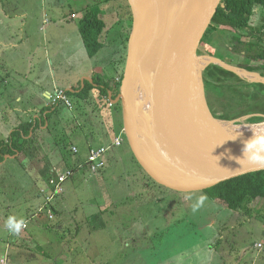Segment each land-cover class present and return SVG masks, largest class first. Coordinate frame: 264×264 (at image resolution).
Listing matches in <instances>:
<instances>
[{"label":"rangeland","instance_id":"obj_1","mask_svg":"<svg viewBox=\"0 0 264 264\" xmlns=\"http://www.w3.org/2000/svg\"><path fill=\"white\" fill-rule=\"evenodd\" d=\"M96 7L106 27L101 39L104 47L93 59L87 54L78 28L81 18ZM12 8L19 14L16 24L0 20V39L6 43L0 48L5 58L0 67V117L5 119L0 122V141L7 132L5 125L14 123L10 118L19 114L18 109L28 103L43 107L49 102L42 92H54L53 84L63 90L83 87L94 71L105 75L107 81L114 79L122 85L133 31L127 0H0V9ZM254 12L252 27L257 29L264 12L258 7ZM72 14L79 19H72ZM13 27L14 38L7 30ZM14 42L16 48L12 47ZM209 52H213L209 44H201L197 56L207 57ZM217 52L223 61H232L233 67L245 61L227 50L226 45L219 46ZM201 61L204 60L198 62ZM245 63L255 67L247 60ZM211 64L199 70L196 64L195 83L199 82L193 89L199 103L208 110V97L212 95H208L203 73ZM7 71L11 73L10 80ZM28 71L32 73L30 80L23 75ZM20 84L24 85L23 90L30 89L21 107L15 90ZM71 99L72 109L58 107L60 122H72L71 126L61 124L55 129L58 132L53 146L58 156L73 157L71 149L79 144H74L72 138H76L79 128L104 127L100 136L93 131L97 136L94 141L111 145L115 136L122 134L123 143L107 153L101 172L81 168L64 184L61 199L66 203L64 218L68 223L59 230L45 231V235L51 243L63 242L68 249L61 250L53 244L45 247L50 260L43 264H264V247H256L258 243L264 246V200L252 202L248 210L235 212L211 200L205 191L182 193L155 184L130 149L122 104L115 106L95 91L84 103ZM215 104L219 110L235 106L225 98ZM86 109L89 114H85ZM96 113L99 117H94ZM81 116H87L86 121L81 122ZM248 118L239 119L237 125L251 124ZM57 142L67 148L61 150ZM42 162L30 159L26 153L0 162V260L7 254V264H14L15 246L5 254L11 244L8 239L15 238L16 247L32 251L48 242L41 239L40 233L28 232L29 228L16 236L5 227L9 215L28 221L40 215L35 211L43 196L39 184L49 175L46 170L39 175L44 170ZM200 196L206 197L205 203L193 212L192 205ZM36 221L31 223L33 227L41 228Z\"/></svg>","mask_w":264,"mask_h":264},{"label":"water","instance_id":"obj_2","mask_svg":"<svg viewBox=\"0 0 264 264\" xmlns=\"http://www.w3.org/2000/svg\"><path fill=\"white\" fill-rule=\"evenodd\" d=\"M127 1L133 17L128 61L120 93L113 99L110 92L109 100L122 104L124 132L136 161L145 173L160 186L188 193L205 191L231 179L264 170V167L239 161L243 158L245 142L252 138L223 141L208 135V127L200 122L196 101L193 100L196 64L203 58L197 56V50L211 23L210 13L219 0H179L183 7L180 4L171 7L169 24L173 30L164 40L154 69L146 71L142 78L148 102L141 128L146 152L141 150L137 138L140 124L128 98L127 88L131 82L129 69L135 75L140 67L141 53L138 50L136 57L132 56V47L136 41L143 47L148 46L153 29L148 14L155 4L152 0L144 10L139 0ZM207 58L210 59L209 63L219 65L242 79L264 84V77L258 73L233 67L211 56ZM247 74L257 78H249ZM87 80L91 82V79ZM207 111L214 122L232 124L240 121L219 120L211 115L208 108ZM163 129L172 136L170 139L175 145L173 153L163 145L160 137ZM157 166L171 174L159 172Z\"/></svg>","mask_w":264,"mask_h":264},{"label":"trees","instance_id":"obj_3","mask_svg":"<svg viewBox=\"0 0 264 264\" xmlns=\"http://www.w3.org/2000/svg\"><path fill=\"white\" fill-rule=\"evenodd\" d=\"M140 1L145 10L149 0ZM256 7L261 8L264 12V0H219L210 13L211 23L204 33L200 45L209 44V48H212L213 52H209L208 55L221 61L223 60L217 52L218 47L226 45L227 50L236 57L244 58V62L236 65L238 68L258 73L264 77V72L261 73L259 68H252L248 63H245L246 60L248 62L264 60V16L259 28L255 29L251 25ZM105 27L106 24L101 19L100 10L97 7L89 11L80 22V34L91 58L95 57L103 47L101 39ZM223 62L229 65L233 64L232 61L225 60ZM207 63L209 62H197L198 70ZM203 80L208 95H212L208 97V102L209 110L214 118L235 121L250 116L248 123L258 124L264 121V84L249 82L216 64H211L205 70ZM111 82L112 80L107 81L105 75L95 74L92 82L86 81L80 92H67V94L70 97L75 96L81 101H87L92 90L97 89L100 96L109 101V93L111 92L115 99L120 93L121 87L120 81ZM222 98H225L227 103L233 102L235 106L219 110L216 108L215 102L217 103ZM59 105L42 109V125H45L46 121H50L53 115L57 114ZM203 109L208 114L207 107L205 106ZM41 129L38 121L22 123L15 128L7 140L0 142V162H3L7 155L16 156L24 153L35 158V154L30 152L34 141L41 138ZM56 144L60 145L59 142ZM37 150L35 149V151ZM152 181L156 184L154 180ZM205 192L211 200L223 204L232 211L248 210V205L252 202L264 200V170L231 179L205 190Z\"/></svg>","mask_w":264,"mask_h":264},{"label":"crops","instance_id":"obj_4","mask_svg":"<svg viewBox=\"0 0 264 264\" xmlns=\"http://www.w3.org/2000/svg\"><path fill=\"white\" fill-rule=\"evenodd\" d=\"M17 18H19V14L17 13L16 10H13V8L12 9H6V10L5 9H0V20L4 19L10 25H14L18 21ZM83 18H81V20ZM72 19H74V20L75 19H79V17L76 14H72ZM251 25H252V22H251ZM7 30H8L9 35L12 38H14L15 37V28L14 27L12 29L7 28ZM78 30H79V34H80V28H78ZM20 31L25 32L24 28H21ZM80 37H81V34H80ZM81 40H82V37H81ZM4 46H6V43L3 40L0 39V48H4ZM12 47L13 48L17 47L15 42L12 44ZM103 47H104V44H103ZM102 48H101V50H102ZM3 57L4 56H2L1 53H0V67L3 65V63H5V58H3ZM95 57H93V59ZM4 69L5 68H3V70ZM6 73L8 74V75L6 74L7 76H9L11 74L9 71H7ZM95 74H99V73L92 71L87 79H91V82H92V78H93V76H95ZM23 75L25 76V79H26V76L29 77V80H30V77H32L31 71H28V73H24ZM100 75H103V74H100ZM9 77L10 78H7V79H9V80L12 79V76H9ZM87 79L85 80V82L88 81ZM115 80H116V78H115ZM88 82H90V81H88ZM113 82L115 83L116 81H114V79H112L111 83H113ZM84 85H85V83L83 84V87L82 86H78L76 88L75 86H73L72 88H69L68 90H63L61 88H58L59 87L58 85L53 84L54 92H51L50 90H43V92H42L43 98L46 99L47 101H49V102H46L45 106H43V107H38V106H36V104H33V103H28L27 106L21 107V104L24 102V98L26 99L27 96L30 94V89H24L23 90V87H24L23 84H20L19 87L15 89L17 91V96H16L17 99L16 100H17V102H18V104H19V106L21 108L18 109V113H19L18 115H14V116H12L10 118V120L12 122H14V123L5 125V128H7V132L4 133L5 134L4 140H7L9 135L12 133V131L15 128L19 127L22 123H27V122H32V121H34V122L38 121L39 122V125L42 128L41 129V133H40V137L41 138L39 140H37V141H34L33 146H32V150H31L30 153L35 154V156H36L35 158H38L41 161H43L42 163H43V166H44V170L42 172L40 170L39 175L42 174L43 172H45V170L49 174L46 178H43L42 180H44V181H41L40 184H39L41 186L40 187L41 191L47 188V181L51 177V175H56L57 173L64 172L66 169H71V170L74 171V175L72 177V178H74L76 171L80 170L81 168H87L88 169V167L85 164H86V161H87V157L89 155V149L90 148H98V147H101V146L110 145V144H102L101 143L102 140H100L101 141L100 143H99L98 140L94 141V139L97 136L94 135L93 131L98 136H100V134L105 132V130H103V131L100 130L101 128L104 129V127H99V128L95 127L94 130H92L90 127H88L89 129L79 128V129L76 130V134H77L76 138H72V141H73L74 144H79V146L74 145V147L77 148L78 152L76 154H74L72 152V149H71V155H73V157L72 156L69 157L68 155L66 157L63 154L61 155L60 153H59L60 155L58 156L57 155L58 152H56V150L54 149V146H53V138L57 135V132H58V131L56 132L55 129L59 128L61 126V124L63 126H65V127H67V125L71 126L72 122L71 121L70 122H66L65 120H62V122H60L59 117L57 116V114H54L50 121H46L45 125H42V119H41L42 114H41V111L45 107L52 106L51 101H50L49 98H50L51 95L55 94L56 90H63V91L66 92V94H67V92L78 93L84 88ZM79 88H81V89H79ZM94 91L99 94V91L97 89H94L91 92L92 95H93ZM67 96L70 99V102H71V105H72L71 97L68 94H67ZM109 97H110V94H109ZM72 98H77V97L73 96ZM79 101H81V100H79ZM82 102L84 103V101H82ZM60 105L64 106L63 107L64 110H65V108L66 109H72L73 108V105L71 107H67L66 105H64L62 103ZM114 105L116 106L117 104H114ZM85 107H86V105H85ZM0 111H1V108H0ZM88 112H89L88 109H86L85 114H87ZM94 117H99V115L96 113ZM86 118H87V116H81V122L86 121ZM0 122H5V119L0 117ZM6 122H8V121H6ZM3 127H4V125H3ZM48 130H50V131H48ZM120 135H122V134H120ZM119 136H117V137H119ZM117 137L115 136V139ZM4 140H2V141H4ZM60 145L62 147L61 150L64 149V148H67L66 146L64 147V144H62V143ZM35 149H38V150L35 151ZM59 151H60V149H59ZM29 158L30 159H35V158H32L30 156V154H29ZM32 161H34V160H32ZM47 161H48V164H46ZM35 163H36V161H35ZM64 188H65V186H64ZM62 195L57 197V199L52 204V209H53V214H54V219L53 220L48 219L46 213H38L39 209L42 207V205L44 203L43 196H42V198L40 200H38V205H37V208L35 210V211H37L36 212L37 215H39V214L40 215L37 218H35V219L34 218H30V220H29L30 226H29L28 232L33 230L34 234L40 233L41 239H45V242L48 241L44 245H40L41 248L35 249L33 251L31 249H21L19 247H16L15 238L14 239H8V241H10L11 244H10V246H9V244L6 245L7 247L8 246L9 247L7 248V250H5L6 251L5 254L8 253V251H10L12 245H15L14 249H13V252H14L13 263L14 264H17V262H18V264H43L46 261H49L50 259L48 258V256H49L48 252H45L44 248L45 247H51L52 244L54 246H56L57 248H60L61 250L62 249H68L66 247V245H64L63 242H61V244H57V245H55L54 243H51L53 241H51L48 238V236L45 235V231H47V230L48 231H50V230H59V227L61 225H66L68 223V219L64 218V215H65L64 213L66 212V203L64 202L63 199H61ZM261 203L263 204L262 206L264 207V201H262ZM32 215H33V213L30 216H32ZM33 220H38L35 223L39 222L37 224H39L41 228L33 227V224H31L33 222ZM25 221H26V219H25ZM258 244H261V243H258ZM258 244H256L257 248L261 249V248L264 247L262 244H261V247H258ZM61 254H63V253H61ZM18 257H20V258H18ZM4 258L7 259V254L5 255ZM3 259H1V260H3ZM8 260L9 259H7V261ZM40 260H43V262L40 263Z\"/></svg>","mask_w":264,"mask_h":264},{"label":"bare ground","instance_id":"obj_5","mask_svg":"<svg viewBox=\"0 0 264 264\" xmlns=\"http://www.w3.org/2000/svg\"><path fill=\"white\" fill-rule=\"evenodd\" d=\"M155 7L150 11L149 20L152 22V32L149 38L148 46H141L139 42L136 41L132 47V56L136 57V52L139 50L141 53L140 67L135 75H133V70L129 69V76L131 82L127 88V95L133 106L139 121V130L137 131L138 144L141 150L146 152L145 140L141 136V128L143 123V116L145 110L147 109L148 99L145 95V91L142 85V78L146 71L154 69L156 63L159 60V54L161 52L162 46L164 44L165 38L172 32L173 29L170 28L169 24V12L173 5H179V0H153ZM139 3L141 4L140 0ZM181 5V4H180ZM181 7H183L181 5ZM179 16V15H178ZM140 46H139V45ZM139 56V55H138ZM199 60L210 61L209 58L203 57ZM242 71V70H241ZM245 75V72L242 71ZM250 78H257L255 75L247 74ZM194 95V93H193ZM197 113L199 115L200 122L208 127V135L217 140L229 141L235 139H251L254 137V131L264 134V123L258 125H238L235 123H224V122H214L211 121L208 114L204 111L202 105L199 103L195 95ZM249 119V118H248ZM161 140L165 148L172 153L174 152L175 145L170 139L172 136L168 133L166 129L161 130L160 134ZM157 170L163 174H171L162 169L161 167H156ZM173 171V170H172Z\"/></svg>","mask_w":264,"mask_h":264},{"label":"built area","instance_id":"obj_6","mask_svg":"<svg viewBox=\"0 0 264 264\" xmlns=\"http://www.w3.org/2000/svg\"><path fill=\"white\" fill-rule=\"evenodd\" d=\"M50 101L52 105L56 104H64L67 107H71L70 99L67 94L63 90H56L54 95L50 96ZM123 143V137L120 135L117 137L111 145L101 146L98 148H90L89 155L87 157L86 166L92 172H98L102 170L105 166V157L107 153L113 147H120ZM72 152L76 154L78 152L77 148L73 147ZM74 171L71 169H66L62 173H57L56 175H51V177L47 181V188L42 190V195L44 198V203L42 207L39 209L38 213H46L48 219L53 220L54 214L52 209L53 202L63 194L64 192V184L73 177ZM26 222V227L22 229L20 233L25 232L29 228V221ZM20 235V234H19ZM16 235V236H19ZM261 247V245H258ZM0 264H7V259L4 258L1 260Z\"/></svg>","mask_w":264,"mask_h":264},{"label":"clouds","instance_id":"obj_7","mask_svg":"<svg viewBox=\"0 0 264 264\" xmlns=\"http://www.w3.org/2000/svg\"><path fill=\"white\" fill-rule=\"evenodd\" d=\"M242 151L243 158L239 161H247L257 167H264V134L254 131V137L245 142ZM205 200V196L197 198L192 205V211H198L199 208L204 205ZM5 227L11 234L19 235L22 229L26 227V222L23 218H18L15 215H9L5 220Z\"/></svg>","mask_w":264,"mask_h":264},{"label":"flooded vegetation","instance_id":"obj_8","mask_svg":"<svg viewBox=\"0 0 264 264\" xmlns=\"http://www.w3.org/2000/svg\"><path fill=\"white\" fill-rule=\"evenodd\" d=\"M252 66H255L254 68H259L260 72H264V60H259V61H251Z\"/></svg>","mask_w":264,"mask_h":264}]
</instances>
